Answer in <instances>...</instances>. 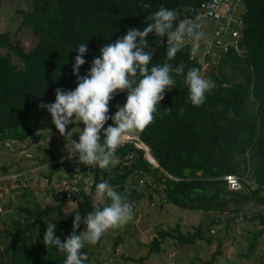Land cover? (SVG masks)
Returning a JSON list of instances; mask_svg holds the SVG:
<instances>
[{
  "label": "trees",
  "instance_id": "1",
  "mask_svg": "<svg viewBox=\"0 0 264 264\" xmlns=\"http://www.w3.org/2000/svg\"><path fill=\"white\" fill-rule=\"evenodd\" d=\"M201 1L32 0L31 7L20 12L21 24H29L36 36L35 44L28 48L19 40H11L8 30L0 32V141L24 140L31 135L37 140L43 129L55 128L41 114L40 105L44 94L55 87L65 91L77 87L73 65L78 46L87 44L88 47L84 56L86 63L80 68V74L86 75L93 59L100 56L103 45L115 42L130 28L142 31L146 26L145 17L165 7L179 13L178 23L193 13ZM242 1L245 8L242 44L247 50L245 55L222 52L215 66L217 72L204 73L202 63L190 57L189 44L184 43L176 56L168 60L166 38L160 43L162 38L154 34L147 37L153 55L149 69L167 62L175 80V87L166 90L165 98L156 106L153 122L137 133L145 152L152 153L159 166L148 160L134 139L123 142L118 148L116 155L120 162L115 168L105 170L85 165V184L77 181L78 206L65 210L64 197L55 196L58 201L54 203L21 207L26 212L25 222L14 220V230L7 231L14 239L4 245L2 252L6 258L0 257V264H63L66 257L58 249H48L43 244L47 226L43 217L52 212L59 215L55 235L64 242L73 232V228H66L67 219L75 216L76 211L86 218L93 208L102 209L110 203L107 198L102 203L91 198L98 183L107 181L133 205L143 197V193L133 187L142 174L151 179L150 197L154 191L167 203L181 208L219 212L230 202L249 201L261 207L249 219H259L264 224L261 213L264 209V0ZM144 4L151 7L145 8ZM1 47L6 51H1ZM181 64L184 73L178 74L175 69ZM224 65L229 66L231 75H238L239 80L228 76ZM193 67L199 68L215 85L205 94V102L199 107L191 104L184 84L187 71ZM126 96V92L115 95L109 104V116L116 113L117 105L123 106ZM107 124L113 125V121ZM73 126L75 124L69 125L68 129ZM64 164V160L54 162L51 169ZM226 173L246 176L255 184L244 182L241 188L230 189L223 178ZM83 225L81 223L80 229ZM36 226L39 229L35 239ZM203 231L202 224L193 232L181 231L179 223L172 229H160L151 238L150 251H159L166 237L181 243H193L196 239L212 243L213 238L205 236ZM220 243L208 261L216 257ZM81 251L86 254L84 248ZM84 264H88V260ZM255 264H264V251Z\"/></svg>",
  "mask_w": 264,
  "mask_h": 264
},
{
  "label": "rangeland",
  "instance_id": "2",
  "mask_svg": "<svg viewBox=\"0 0 264 264\" xmlns=\"http://www.w3.org/2000/svg\"><path fill=\"white\" fill-rule=\"evenodd\" d=\"M31 1L0 0V32L8 30L11 40H19L28 48L37 39L29 24H21L20 10L29 9ZM1 51L5 52V47H1ZM12 58L18 61L15 56ZM217 59L202 64L204 73L217 72ZM223 70L233 80H239L238 75H231L229 66L224 65ZM58 88L45 93L41 104L54 103ZM40 111L52 122L47 108ZM79 127L84 126L69 128L67 137L61 136L56 128H45L37 140L31 135L24 140L0 141V257L6 258L3 247L14 239L7 232L14 230V220L25 222L26 212L21 207L54 203L58 201L55 196L64 197L65 210L78 206L77 181L85 184V165L78 163V158H70L68 152H73V140H79ZM133 139L139 146L137 139ZM60 160L65 164L51 169V165ZM133 187L143 193V197L133 204V218L118 228L109 229L96 245L84 247L88 264H255L264 251V224L259 219H249L261 208L256 203L230 202L222 212L188 209L167 203L154 191L150 197L148 194L153 187L148 175H139ZM74 218L67 219V229L73 228ZM43 220L46 225L47 222L56 225L59 215L52 212ZM177 223L183 232H193L198 224H202L203 234L212 237V243L204 239L181 243L166 237L159 251H150L151 238L160 229H172ZM85 228L83 225L80 232ZM38 229L39 226L33 229L35 239ZM219 242V252L211 262L208 261Z\"/></svg>",
  "mask_w": 264,
  "mask_h": 264
},
{
  "label": "clouds",
  "instance_id": "3",
  "mask_svg": "<svg viewBox=\"0 0 264 264\" xmlns=\"http://www.w3.org/2000/svg\"><path fill=\"white\" fill-rule=\"evenodd\" d=\"M143 7L151 5L144 4ZM178 16L175 10L161 7L145 17L146 26L142 31L130 28L115 42L103 45L100 56L93 59L86 75L80 74V68L86 63L84 56L88 47L87 44L78 46L73 65L77 87L68 91L58 88L54 103L40 105L51 113L52 122L61 136L67 137L70 133L69 125H84L79 127L78 142L72 139L75 154L68 152L70 158H78L77 162L86 166L96 165L105 170L115 168L120 162L117 150L126 137L143 132L153 122L156 106L165 98L166 90L175 87V80L167 62L149 69L153 55L147 37L154 34L162 38L160 43L166 38L167 59L172 60L185 39L198 42L204 36L195 22L180 20L176 23ZM175 72L184 73V65H179ZM184 84L191 104L196 107L205 102V94L215 86L195 67L187 71ZM124 92L127 93L126 102L123 106L117 105L116 113L109 116L110 102L116 94ZM109 120L114 126L105 128ZM91 198L101 203L107 198L110 203L102 209L93 208L86 218L76 211L73 232L66 241L62 242L55 235L56 225L47 222L43 244L48 249H58L66 257L63 264H84L88 256L81 250L86 245H96L109 229L118 228L133 218V205L127 196L117 192L107 181L95 186ZM81 223L86 228L77 234Z\"/></svg>",
  "mask_w": 264,
  "mask_h": 264
},
{
  "label": "built area",
  "instance_id": "4",
  "mask_svg": "<svg viewBox=\"0 0 264 264\" xmlns=\"http://www.w3.org/2000/svg\"><path fill=\"white\" fill-rule=\"evenodd\" d=\"M244 10L242 0H202L193 13L183 18L197 23L198 30L204 33L198 42L185 39L184 43L190 45V57L204 64L214 62L215 57L219 58L222 52L232 51L245 55L247 49L242 44ZM133 138L135 137L126 138L124 142ZM223 178L230 189H239L244 182L255 184L253 180L237 173H226ZM262 194L264 195V189ZM261 213L264 216V209Z\"/></svg>",
  "mask_w": 264,
  "mask_h": 264
},
{
  "label": "water",
  "instance_id": "5",
  "mask_svg": "<svg viewBox=\"0 0 264 264\" xmlns=\"http://www.w3.org/2000/svg\"><path fill=\"white\" fill-rule=\"evenodd\" d=\"M135 138L137 139V141H139L138 134H136ZM140 143H143V142L140 140ZM139 146L142 147L141 145H139ZM147 147H148V146H147ZM142 148H143V147H142ZM148 148H149V147H148ZM143 150H144V154H145V156L148 158V160L151 161L153 164L159 166V164H158L156 158L153 156V154L151 153V154L148 155V154L145 152V149H144V148H143ZM151 156H152V158H151ZM153 158L155 159V161H153Z\"/></svg>",
  "mask_w": 264,
  "mask_h": 264
},
{
  "label": "bare ground",
  "instance_id": "6",
  "mask_svg": "<svg viewBox=\"0 0 264 264\" xmlns=\"http://www.w3.org/2000/svg\"><path fill=\"white\" fill-rule=\"evenodd\" d=\"M126 138H128V136ZM137 142H138V145H141L145 149V147L140 143V140Z\"/></svg>",
  "mask_w": 264,
  "mask_h": 264
}]
</instances>
